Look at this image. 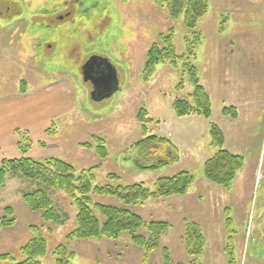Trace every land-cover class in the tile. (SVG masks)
I'll return each mask as SVG.
<instances>
[{
  "label": "rangeland",
  "instance_id": "rangeland-1",
  "mask_svg": "<svg viewBox=\"0 0 264 264\" xmlns=\"http://www.w3.org/2000/svg\"><path fill=\"white\" fill-rule=\"evenodd\" d=\"M207 1L208 12L195 28L201 43L191 59L210 97V115L205 118L179 116L172 107L176 98L189 99L192 92L182 62L177 67L163 61L145 68L148 48L160 33L173 29L177 55L185 53L184 38L190 36L182 19L170 17L155 0H0V96L46 87L51 93V99L40 104L54 116L50 125L42 133L25 130L32 142L30 157L61 158L77 170L92 167V187L142 183L153 189L158 178L181 170L194 176L184 194L130 205L117 195L91 189L86 195L98 235L77 238L72 236L78 214L72 198L62 190H49L61 221L45 220L43 210H31L22 199V192L38 184L7 174L0 186V219L5 216L13 223L0 227V264L29 258L24 245L36 236L32 226L45 243L43 252L32 257L39 264H227L229 232L236 264H264V13L246 11V23L260 28L247 30L243 24L237 35L227 36L228 0ZM245 6L249 11L247 2ZM233 16L240 20V10ZM236 38L246 44L237 57L246 61L244 65L229 59V52L237 55L236 46L231 47ZM91 56L108 59L117 73L119 89L101 100L91 97V83L82 77V66ZM224 103L236 104L235 118L222 114ZM140 108L152 121L139 120ZM211 123L221 129L224 148L244 158L229 189L203 174L204 161L216 152L210 144ZM143 126L147 133L168 137L178 148L179 160L156 170L138 168L134 144L144 137ZM97 139L105 143L107 155L102 159L94 149ZM94 203L126 207L146 223L166 221L171 226L147 251L128 231L107 234L105 216ZM185 220L197 224L199 236L186 235ZM136 233L149 236L144 227ZM188 249L200 252L190 254Z\"/></svg>",
  "mask_w": 264,
  "mask_h": 264
},
{
  "label": "trees",
  "instance_id": "trees-1",
  "mask_svg": "<svg viewBox=\"0 0 264 264\" xmlns=\"http://www.w3.org/2000/svg\"><path fill=\"white\" fill-rule=\"evenodd\" d=\"M155 3L165 9L168 15L172 18H181L186 29L189 30V37H185V53L182 55L176 54L174 45L173 29L160 33L158 42L153 43L147 51L145 68H153L159 62L166 61L172 66L177 67L179 62H182V75H188L192 84V92L189 99L176 98L172 107L179 116L184 115H200L208 118L210 115V97L204 86L200 83L198 67L191 61L196 56V46L201 43L202 37L195 31L199 19L208 12L207 0H155ZM182 87V83H179ZM20 94L24 93L21 89ZM138 113L139 120L152 121L149 118H144L146 111L140 108ZM224 115H229L232 118L236 117V109L234 106L224 107ZM144 137L135 142L136 157L134 164L141 169L156 170L162 166H168L177 162L180 154L177 146L166 136L147 133L145 126L142 127ZM211 135L210 144L216 148L213 156L206 159L203 164V174L205 178L211 182L222 185L229 189L230 184L235 178L237 171L242 167L244 158L240 154H235L224 148V136L221 129L211 123L209 126ZM18 134L17 146L20 150V157L3 158L0 162V186L5 182L7 174H16L19 177L31 181H35L38 186L22 192V199L31 210H43V218L45 220L60 222L61 217L51 205V200L48 196L49 190H62L70 198L73 199L78 208L76 229L72 232L73 237H95L98 234V223L94 216L90 200L87 193L93 189V192L99 195H114L122 200L126 205L136 204L138 201L149 197L169 196L172 194H184L194 176L187 170H181L170 176L160 177L156 180L153 189L147 188L142 183H132L124 186L121 185H94L93 181L94 169L82 168L77 170L75 166L61 158L48 157L43 160L33 159L28 155L31 148V139L25 130H16ZM82 145V144H81ZM86 148L92 147L89 143H83ZM96 154L102 159L106 157L107 152L103 139H97L94 145ZM115 175H110L113 178ZM93 208L98 210L105 216L103 229L108 234L112 232L116 236L121 231L131 233L132 241L152 250L157 246L160 234L166 232L171 224L166 221L148 222L142 221L139 215L126 207H118L94 203ZM6 211L10 212V207H5ZM229 224L230 217H226ZM13 223L12 219H7L5 216L0 219V227ZM186 235L190 233L199 236L198 226L196 223L185 220ZM144 227L148 231L149 236L136 233V229ZM228 228V227H227ZM35 232V237L24 245V251L29 258L18 264H39L32 260L34 255L42 253L45 248L43 238L38 235V228L32 226ZM228 243L226 244L227 264H236V259L233 251L232 232H229ZM187 245V244H186ZM190 245V244H189ZM195 248V247H194ZM190 250V249H188ZM190 254H197L200 251L190 250ZM166 258V257H165ZM168 260V259H167ZM167 264H172L171 261H166Z\"/></svg>",
  "mask_w": 264,
  "mask_h": 264
},
{
  "label": "crops",
  "instance_id": "crops-1",
  "mask_svg": "<svg viewBox=\"0 0 264 264\" xmlns=\"http://www.w3.org/2000/svg\"><path fill=\"white\" fill-rule=\"evenodd\" d=\"M240 1H241V5H238L234 0H228L229 6L226 5L225 10H226L227 18H226L225 27H226L227 33L225 34L227 36L237 35L238 28L240 26H243V24H245L243 27L246 26L247 30L249 28H254V27L260 28V26H254L253 23L247 24L245 21L246 18H245L244 13L247 11L248 14L249 13L256 14V15L263 14L264 13V0L263 2H258V0H256L257 2L255 0H240ZM246 2L249 4L248 6L250 8L249 11L245 9L247 8L245 6ZM259 3H261L260 5L262 7L259 5ZM237 10H240L241 12L240 20L235 19L233 16L235 14V11ZM249 20L255 21V19H249ZM234 28L237 30L236 32L233 31ZM236 41L232 42L231 47L236 46L235 49H236L237 55L235 54L234 56V54L229 52V59L231 60L236 59V61L241 62V64L244 65L245 64L244 62L246 61L242 59H237V57L240 51H242L240 47H243V49H245L244 46L246 44L243 46L242 39L240 38H236ZM263 58L262 60H264ZM258 60L259 59H257V61ZM48 90H49V87L48 88L46 87L44 89H39V90L35 89L28 93H23V94L14 93L13 95L0 96V162L3 158H17L21 155L20 150L17 147V141H18V135L16 133L17 129L29 130L32 135L34 134V132L42 133L44 129L48 125H50L54 116L51 112L45 113L43 111V108H41V105H40L43 99H46V100L51 99V96L48 95L51 93H48ZM227 105L233 106L236 104L234 103L225 104L224 103L220 111H222V109ZM32 150L30 151L31 152L30 155L34 157Z\"/></svg>",
  "mask_w": 264,
  "mask_h": 264
},
{
  "label": "water",
  "instance_id": "water-1",
  "mask_svg": "<svg viewBox=\"0 0 264 264\" xmlns=\"http://www.w3.org/2000/svg\"><path fill=\"white\" fill-rule=\"evenodd\" d=\"M82 77L92 86L91 97L101 100L119 89L117 73L108 59L91 56L82 66Z\"/></svg>",
  "mask_w": 264,
  "mask_h": 264
}]
</instances>
